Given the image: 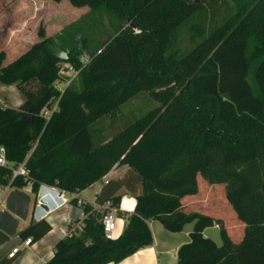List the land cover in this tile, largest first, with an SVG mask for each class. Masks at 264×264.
<instances>
[{
    "label": "trees",
    "instance_id": "obj_1",
    "mask_svg": "<svg viewBox=\"0 0 264 264\" xmlns=\"http://www.w3.org/2000/svg\"><path fill=\"white\" fill-rule=\"evenodd\" d=\"M68 1L104 7L130 24L88 58L76 46L61 53L50 38L7 64L0 51V85H15L24 97L16 108L0 106L7 162L0 184L19 189L29 182L33 192L46 184L74 195L127 166L95 197L125 225L107 239L106 209L86 205L81 230L57 241L44 264H117L152 243L150 221L171 233L192 223L175 264H264V0H232L222 21L183 55L171 50L177 29L206 3L218 9L217 0ZM61 62L80 71V87L72 80L57 89ZM141 92L158 106L109 137L93 129ZM52 98L57 108L44 118L40 112ZM22 163L26 177L13 176ZM218 185L243 229L237 242L222 214L197 207ZM126 194L135 199L131 212L119 209ZM215 225L220 246L203 234ZM49 230L40 220L20 236L37 241Z\"/></svg>",
    "mask_w": 264,
    "mask_h": 264
},
{
    "label": "rangeland",
    "instance_id": "obj_2",
    "mask_svg": "<svg viewBox=\"0 0 264 264\" xmlns=\"http://www.w3.org/2000/svg\"><path fill=\"white\" fill-rule=\"evenodd\" d=\"M217 6L218 9L212 10L206 3L184 25L180 26L176 31L171 50L178 51L179 55L191 51L200 43L210 28L222 21L228 9L233 6V2L232 0H217L215 7ZM129 24L128 21L122 20L104 7L93 10L88 7L77 8L71 5L68 0L60 2L54 0H0V51H4L6 54L4 64H7L26 52L33 44L50 38L61 53L76 46L88 58L94 52L102 50L105 42L110 41L119 29L127 27ZM60 65L65 67L67 72L55 82L57 89L62 90L66 81L71 82L72 80L77 87H80V71L65 62H61ZM23 99V95L15 85H0L1 106L6 104L16 107ZM57 103L58 98H52L49 101L46 105L49 112L57 108ZM156 106L158 103L155 100L147 93L141 92L123 103L114 116L100 119L93 129L103 131L105 137H109L116 130L142 117ZM201 181V186L209 185L205 181ZM216 187L212 190L211 198L198 202L197 207L210 210L218 216L222 214L225 227L229 230L234 228L232 230L233 241L237 242L241 238L237 234L242 235L243 229L239 228L240 222L225 199L224 185ZM91 192L92 190H89L87 195ZM201 212L206 213V211ZM191 229L192 223L186 224L182 233L179 234L185 240L184 243L189 241L188 232ZM205 234L216 245H221L218 225L205 229Z\"/></svg>",
    "mask_w": 264,
    "mask_h": 264
},
{
    "label": "crops",
    "instance_id": "obj_3",
    "mask_svg": "<svg viewBox=\"0 0 264 264\" xmlns=\"http://www.w3.org/2000/svg\"><path fill=\"white\" fill-rule=\"evenodd\" d=\"M1 107L11 106L3 104ZM126 170L127 166H116L100 181L93 183L88 188L74 195L67 194L68 202L60 208L50 209L44 206L48 212L41 220L50 225V230L41 239L31 241L28 246L23 245L25 239L20 236V233L31 223L40 221L35 220L34 210L39 197L40 186L46 184H40L36 192L32 191L29 182L19 189L12 187L10 181L6 184H0V262L8 260V253L15 247H20L21 250L14 258L10 259L11 264H44L48 262L53 256V248L57 241L63 239L69 231L81 230V222L86 216L83 211L86 205L91 206L96 211H103L102 206L95 203V197L102 184L109 179L121 178ZM89 190L92 192L87 195ZM74 198L77 199L76 203L71 202ZM134 205L135 199L126 194L121 199L119 209L123 212H131ZM116 218L114 234L117 238L122 233L125 219L117 214ZM148 225L152 235V243L117 264H175L176 252L185 242L179 235L182 231L178 233L168 232L157 221H150ZM203 234L206 236L205 230Z\"/></svg>",
    "mask_w": 264,
    "mask_h": 264
},
{
    "label": "built area",
    "instance_id": "obj_4",
    "mask_svg": "<svg viewBox=\"0 0 264 264\" xmlns=\"http://www.w3.org/2000/svg\"><path fill=\"white\" fill-rule=\"evenodd\" d=\"M71 70V68H70ZM67 69L65 67H60V72L59 75L62 78L64 74H66ZM70 82V81H69ZM69 82L66 81L65 87L69 84ZM57 87V86H56ZM64 87V88H65ZM60 90L62 92L64 90ZM56 110V109H54ZM52 110V111H54ZM51 111V112H52ZM47 107H43L41 110L40 114L44 117L47 118L50 113ZM7 165L6 159H5V149L4 147H0V166H5ZM28 171L24 166V163L20 164L13 170V176H23L26 177ZM67 193L55 186H46V185H41L39 189V197L38 200L35 204V210H34V218L35 220H41L44 218L46 213L48 212L47 210L44 209L45 207L52 208V209H57L62 207L63 205L67 204ZM102 208L106 209V211L103 213L102 218H101V224L103 226V232L104 235L107 239L113 240L116 238L114 232L116 230V209L115 208H109L108 204H105L102 206ZM30 238H27L23 241L24 246H28L30 244ZM21 248L20 247H15L13 248L7 255L9 259H12L15 257L16 254L20 252Z\"/></svg>",
    "mask_w": 264,
    "mask_h": 264
},
{
    "label": "water",
    "instance_id": "obj_5",
    "mask_svg": "<svg viewBox=\"0 0 264 264\" xmlns=\"http://www.w3.org/2000/svg\"><path fill=\"white\" fill-rule=\"evenodd\" d=\"M194 3H197L198 0H193ZM23 121H26V118H22Z\"/></svg>",
    "mask_w": 264,
    "mask_h": 264
},
{
    "label": "bare ground",
    "instance_id": "obj_6",
    "mask_svg": "<svg viewBox=\"0 0 264 264\" xmlns=\"http://www.w3.org/2000/svg\"><path fill=\"white\" fill-rule=\"evenodd\" d=\"M125 204V203H124Z\"/></svg>",
    "mask_w": 264,
    "mask_h": 264
}]
</instances>
